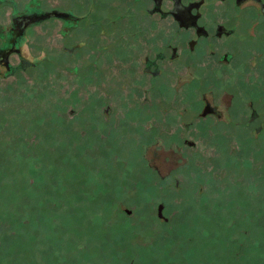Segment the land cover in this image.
I'll return each mask as SVG.
<instances>
[{
    "label": "rangeland",
    "instance_id": "1",
    "mask_svg": "<svg viewBox=\"0 0 264 264\" xmlns=\"http://www.w3.org/2000/svg\"><path fill=\"white\" fill-rule=\"evenodd\" d=\"M59 25L0 76V264H264L263 71L149 78Z\"/></svg>",
    "mask_w": 264,
    "mask_h": 264
},
{
    "label": "flooded vegetation",
    "instance_id": "2",
    "mask_svg": "<svg viewBox=\"0 0 264 264\" xmlns=\"http://www.w3.org/2000/svg\"><path fill=\"white\" fill-rule=\"evenodd\" d=\"M80 7L79 0H0V12L6 18L0 23V76L13 73L26 60L19 45L28 29L40 25L46 31L50 21L60 24V39L66 36L65 30L74 35L83 32L80 44L91 42L90 61L93 54L98 56L94 44L101 34L107 41L99 48L104 47L112 59L121 55L138 60L140 73L149 78L164 68L190 78L224 76L252 96L256 69L264 73V0H89L83 13ZM175 62L180 69L172 71ZM257 82L263 89L264 82ZM200 99L199 117H219L203 93ZM257 116L250 108L244 120L249 123ZM255 127L259 131L261 126ZM247 252L237 254L239 264H246Z\"/></svg>",
    "mask_w": 264,
    "mask_h": 264
}]
</instances>
